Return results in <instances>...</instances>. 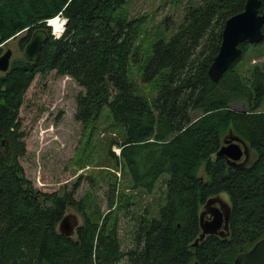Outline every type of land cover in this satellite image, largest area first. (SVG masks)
Returning a JSON list of instances; mask_svg holds the SVG:
<instances>
[{"label": "trees", "instance_id": "obj_1", "mask_svg": "<svg viewBox=\"0 0 264 264\" xmlns=\"http://www.w3.org/2000/svg\"><path fill=\"white\" fill-rule=\"evenodd\" d=\"M127 1L0 0V53L3 43L22 33L24 49L37 29L50 32L38 61L12 58L9 70L0 72V264H234L264 237V70L255 65L246 76L240 68L244 54L261 43L241 44L242 57L219 82L208 74L226 20L247 0H201L186 7L182 23L154 43L142 66V85L156 82L152 100L129 75L144 20L126 18ZM61 12L67 22L55 37L47 20ZM53 71L84 88L76 97L78 121L88 125L108 108L112 125L123 128L122 141H116L120 155L109 151L129 174V189L151 194L169 174L158 216L148 207L130 214L134 196L125 192L118 203L109 195L103 214L87 195L78 200L74 191L39 192L26 177L20 108L36 76ZM234 102L245 110L233 108ZM229 130L254 154L244 166L216 157ZM109 189L116 191V183L110 181ZM223 193L231 204L229 235H207L193 245L205 203ZM70 207L84 221L67 237L58 228ZM122 215L132 223V246L126 248L119 234Z\"/></svg>", "mask_w": 264, "mask_h": 264}, {"label": "rangeland", "instance_id": "obj_2", "mask_svg": "<svg viewBox=\"0 0 264 264\" xmlns=\"http://www.w3.org/2000/svg\"><path fill=\"white\" fill-rule=\"evenodd\" d=\"M200 1L128 0L123 7L122 11L127 19L144 20L133 51L137 61L132 62L129 75L135 84L142 87V93L150 100L156 96V82L142 85L143 64L152 54L154 43L158 39L170 37L182 23L186 7ZM57 20L62 22L60 18ZM23 35L24 33L10 39L6 45L3 43L0 55L11 48L13 60L25 58V48L22 49L19 45ZM256 48L258 49L250 48L241 58L240 68L246 71V76L248 70L255 65L264 70V41ZM83 90L73 78L58 76L54 71L46 76L37 75L32 82L19 114L27 146L25 155L20 158L26 177L39 192L63 194L74 191L78 200L87 195L90 204L97 206L103 214L109 211V195L118 203L121 199L119 193L125 192L128 196H134L132 201L135 206L130 214L138 215L148 207L151 215L158 216V207L166 200V180L169 174L160 178L151 194L143 189H129V174H123L109 151L111 149L113 153L120 155L121 149L116 141H122L124 130L112 125L113 118L108 108L97 121L88 125L78 121L76 97ZM231 106L245 110L242 102H234ZM200 173L205 176L203 168ZM110 181L116 183V191L109 189ZM221 196L229 202L226 193ZM68 213L77 214L80 224L84 221L83 214L75 207H70ZM120 222L119 234L123 246L130 247L132 223L124 215Z\"/></svg>", "mask_w": 264, "mask_h": 264}, {"label": "water", "instance_id": "obj_3", "mask_svg": "<svg viewBox=\"0 0 264 264\" xmlns=\"http://www.w3.org/2000/svg\"><path fill=\"white\" fill-rule=\"evenodd\" d=\"M263 0H247L244 9L231 15L225 22L222 31V40L219 45L208 74L212 81L219 82L228 69L243 55L241 44H259L264 41V11ZM50 26V24H48ZM52 35L54 33L52 32ZM50 38L47 28L37 29L31 36L29 43L24 49V57L28 61L36 62L41 57L44 45ZM7 40L3 45H6ZM13 58V50H7L0 55V72H7ZM249 146L240 136L229 130L224 138V144L217 151L216 157H226L227 162L234 167L245 165L240 161L243 155H248ZM218 203V206H217ZM209 214L210 218L205 216ZM231 204L221 195L210 197L205 203L200 214L201 234L193 242L198 245L207 235L216 234L221 237L229 235ZM80 225L77 214H66L59 224V232L67 237L76 234ZM194 264H200L195 261ZM234 264H264V237L258 240L249 250L241 252L235 259Z\"/></svg>", "mask_w": 264, "mask_h": 264}, {"label": "bare ground", "instance_id": "obj_4", "mask_svg": "<svg viewBox=\"0 0 264 264\" xmlns=\"http://www.w3.org/2000/svg\"><path fill=\"white\" fill-rule=\"evenodd\" d=\"M57 18H60L61 20H62V22L61 21H58L57 20ZM54 19V20H53ZM51 21H52V25H54V33H55V29H56V35L57 36H60L63 32H64V30H65V18L63 19L62 17H61V15L60 16H57V17H55V18H52L51 20H50V24H51ZM116 207V206H115Z\"/></svg>", "mask_w": 264, "mask_h": 264}, {"label": "flooded vegetation", "instance_id": "obj_5", "mask_svg": "<svg viewBox=\"0 0 264 264\" xmlns=\"http://www.w3.org/2000/svg\"><path fill=\"white\" fill-rule=\"evenodd\" d=\"M253 156H254L253 152L249 149V151H248V155H247V156H246V155H243V157L240 159V161H241V162H242V161H245V163H248V161L252 160ZM224 158L226 159V157H224ZM226 160H227V159H226ZM217 206H218V203H217ZM205 218H206V219H209V218H210V215L207 214V215L205 216Z\"/></svg>", "mask_w": 264, "mask_h": 264}, {"label": "built area", "instance_id": "obj_6", "mask_svg": "<svg viewBox=\"0 0 264 264\" xmlns=\"http://www.w3.org/2000/svg\"><path fill=\"white\" fill-rule=\"evenodd\" d=\"M60 15H61V17L63 16V15H62V12H61L58 16H60ZM65 23H66V19H65ZM47 24H50V19L48 20ZM53 32H54V30H53ZM54 35H55L56 37H59V36H57L55 33H54Z\"/></svg>", "mask_w": 264, "mask_h": 264}]
</instances>
